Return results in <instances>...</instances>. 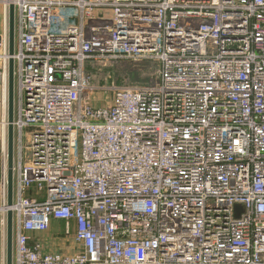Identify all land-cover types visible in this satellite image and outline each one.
Returning a JSON list of instances; mask_svg holds the SVG:
<instances>
[{
  "label": "built area",
  "instance_id": "obj_1",
  "mask_svg": "<svg viewBox=\"0 0 264 264\" xmlns=\"http://www.w3.org/2000/svg\"><path fill=\"white\" fill-rule=\"evenodd\" d=\"M13 3V264H264V0ZM10 59L0 33L6 159ZM122 60L156 83L102 104L88 67ZM53 222L73 254L34 236Z\"/></svg>",
  "mask_w": 264,
  "mask_h": 264
},
{
  "label": "rangeland",
  "instance_id": "obj_2",
  "mask_svg": "<svg viewBox=\"0 0 264 264\" xmlns=\"http://www.w3.org/2000/svg\"><path fill=\"white\" fill-rule=\"evenodd\" d=\"M89 75L92 79V84L96 87L102 88L95 91L96 96L101 101V103H105L106 101H110L113 96L112 87L120 86L124 88H135V87H145L148 85H153L156 83L157 79V70L158 64L156 62H133L122 60L118 63L113 62H105V63H92L88 67ZM106 105V104H105ZM28 136L25 138V142H27ZM18 139L17 134L15 133V150H14V183L16 182V171L20 164L19 150H18ZM2 140L0 139V177L5 174L7 175L8 182V146H7V159L4 157L3 153ZM26 161V158H25ZM16 169V171H15ZM55 235L47 238L48 242L45 240L48 231L45 233H40L35 235L40 241H42L45 245V250L50 254H64L66 253L60 247L70 246V241L66 244L63 240H69L71 238L68 235H65V231H58L57 229L54 231ZM60 235V236H58ZM45 238V239H44ZM53 239L55 241H53ZM74 242V241H73ZM48 248V251L46 249ZM74 247V246H73ZM76 249H73L75 252ZM4 252V257L3 253ZM0 264H6V247L5 250L0 247Z\"/></svg>",
  "mask_w": 264,
  "mask_h": 264
},
{
  "label": "water",
  "instance_id": "obj_3",
  "mask_svg": "<svg viewBox=\"0 0 264 264\" xmlns=\"http://www.w3.org/2000/svg\"><path fill=\"white\" fill-rule=\"evenodd\" d=\"M9 7V53L11 56L8 81V207L14 203V150H15V61L13 56L16 50V13L14 0H10ZM237 212L242 211L241 206H236ZM14 262V219L11 209L7 215V245L6 264Z\"/></svg>",
  "mask_w": 264,
  "mask_h": 264
},
{
  "label": "crops",
  "instance_id": "obj_4",
  "mask_svg": "<svg viewBox=\"0 0 264 264\" xmlns=\"http://www.w3.org/2000/svg\"><path fill=\"white\" fill-rule=\"evenodd\" d=\"M9 0H0V33H4L7 32L9 34V5L8 2ZM6 13V16H5ZM61 231L63 232V230H65L64 225L57 223V222H53L51 225L50 230L48 231V234L46 235V241L48 242L47 238H49L50 236H54L55 230ZM72 236L71 238H69V240H63L66 244H68V242L70 241V246H64V247H60L58 250H63L66 254L71 255L73 254V249H76V243L74 241V233H75V226L74 224L72 225ZM35 236V235H34ZM60 236V235H58ZM36 237V236H35ZM53 241H55L53 239ZM74 241V242H73ZM74 246V247H73ZM47 251L48 248L46 247ZM49 252V251H48Z\"/></svg>",
  "mask_w": 264,
  "mask_h": 264
}]
</instances>
